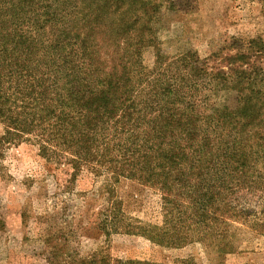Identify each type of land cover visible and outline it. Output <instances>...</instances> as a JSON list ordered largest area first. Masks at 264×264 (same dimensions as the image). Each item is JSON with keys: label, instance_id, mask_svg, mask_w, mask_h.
<instances>
[{"label": "rangeland", "instance_id": "374dc122", "mask_svg": "<svg viewBox=\"0 0 264 264\" xmlns=\"http://www.w3.org/2000/svg\"><path fill=\"white\" fill-rule=\"evenodd\" d=\"M163 1L151 23L153 43L139 60L147 73L139 87L150 97L140 92L135 102L149 98L167 112L168 106L194 114L187 120L190 137L170 128L157 145L185 151L184 182L165 184L164 169L157 166L159 148L149 150L143 160L161 176L143 170L116 180L119 230L107 235L99 222L112 205L104 189L109 175L84 169L63 193L69 175L49 166L37 145L0 142V264H86L93 258L99 263L101 255L111 264H264V53L253 54L254 42L264 44V0H177V6ZM241 53L253 55L260 74L254 87L260 91L247 107L249 86L236 74L248 65L234 59ZM178 57L186 59L177 63ZM189 62L198 69H185ZM165 70L162 89L170 84L172 93L149 87ZM190 75L197 79L187 81ZM138 128L139 134L147 130L146 122ZM4 132L0 123V139ZM207 140L210 147L201 157L205 174L198 177L202 170L190 169L188 152L202 150ZM117 143L112 157L121 145L127 149L124 138ZM235 152L243 154L236 155L238 161L231 158ZM217 157L229 163L215 164ZM230 165L227 181L216 183L219 198L205 212L197 209L202 187L215 184L209 170L223 172ZM236 175L240 186L228 180Z\"/></svg>", "mask_w": 264, "mask_h": 264}, {"label": "trees", "instance_id": "16d2710c", "mask_svg": "<svg viewBox=\"0 0 264 264\" xmlns=\"http://www.w3.org/2000/svg\"><path fill=\"white\" fill-rule=\"evenodd\" d=\"M177 2L167 0L171 6H177ZM164 4L163 0H0V123L5 130L0 142L2 146L25 141L37 145L49 166L69 175L63 193L71 191L72 183L84 169L97 176L109 175L104 189L112 205L102 213L99 222V230L107 235L119 230L116 180L143 170L154 174V178L161 176L143 160L150 155L149 150L159 148L157 166L164 169L165 184L182 183L185 178V151L161 149L157 145L170 128L178 127L190 137L192 130L187 120L195 118L194 114L168 106L167 112L149 98L141 104L135 102L138 93L144 94V88L139 86L147 81L139 60L144 47L153 43L151 23L157 20ZM253 44L257 45L253 51L257 58L264 53V44ZM252 56L241 53L234 58L248 65L236 74L239 82L243 80L249 86L245 107L255 102L251 95L260 91L254 88L260 74L257 65L251 63ZM177 59L179 63L186 58ZM185 69L191 72L198 67L189 62ZM165 77L166 70L162 75L156 74L149 87L172 93L170 84L162 89ZM221 77L223 82L228 81L227 74ZM195 79V75L186 78ZM253 107L255 111L256 105ZM144 122L147 130L139 134L138 126ZM120 138H124L127 149L123 151L121 145L112 157L111 146H119ZM210 142L205 141L200 151L188 152L192 159L190 169L200 168L203 172L199 171L198 177L205 174L201 157ZM238 154L243 155L235 152L232 160L238 161ZM220 161L229 163L217 157L215 164ZM236 166L243 169L244 175L247 173L244 164ZM230 167L223 172L209 170L215 184L207 189L202 187L195 202L197 209L205 212L214 198H219L215 194L216 183L227 181L224 176L231 172ZM227 177L236 179L240 186L239 175ZM86 264L111 263L101 255L99 263L93 258Z\"/></svg>", "mask_w": 264, "mask_h": 264}]
</instances>
